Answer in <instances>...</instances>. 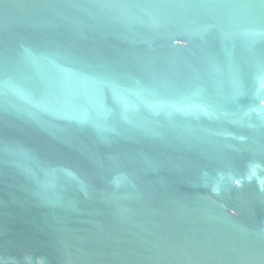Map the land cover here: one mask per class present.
<instances>
[{"label":"water","instance_id":"obj_1","mask_svg":"<svg viewBox=\"0 0 264 264\" xmlns=\"http://www.w3.org/2000/svg\"><path fill=\"white\" fill-rule=\"evenodd\" d=\"M0 264H264V0H0Z\"/></svg>","mask_w":264,"mask_h":264}]
</instances>
